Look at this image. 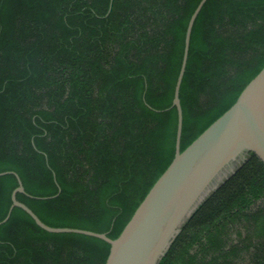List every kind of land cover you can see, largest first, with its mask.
<instances>
[{"label":"trees","instance_id":"1","mask_svg":"<svg viewBox=\"0 0 264 264\" xmlns=\"http://www.w3.org/2000/svg\"><path fill=\"white\" fill-rule=\"evenodd\" d=\"M201 0H0V172L43 222L117 238L175 157L172 107ZM264 67V0H207L181 85V151ZM18 186L0 176V221ZM44 197V198H43ZM46 197V198H45ZM111 245L15 207L0 264H105ZM159 264H264V163L252 152Z\"/></svg>","mask_w":264,"mask_h":264},{"label":"water","instance_id":"2","mask_svg":"<svg viewBox=\"0 0 264 264\" xmlns=\"http://www.w3.org/2000/svg\"><path fill=\"white\" fill-rule=\"evenodd\" d=\"M206 1L199 2L188 22L182 64L174 89L172 107L178 112L175 157L120 235L112 239L105 232L46 224L17 198L18 193L26 191L15 171L0 172V176L12 173L18 179V186L11 194V206L0 225L10 218L15 207H20L48 232L78 233L108 242L111 249L105 264H159L183 223L236 171L248 153H254L264 163V67L246 85L237 101L181 151L183 108L180 90L193 26Z\"/></svg>","mask_w":264,"mask_h":264}]
</instances>
